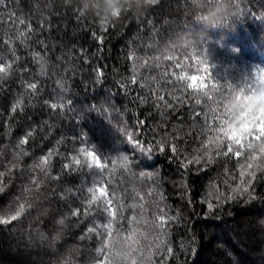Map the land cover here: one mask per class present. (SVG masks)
<instances>
[{"label":"trees","instance_id":"obj_1","mask_svg":"<svg viewBox=\"0 0 264 264\" xmlns=\"http://www.w3.org/2000/svg\"><path fill=\"white\" fill-rule=\"evenodd\" d=\"M128 4L0 5V210L26 208L0 225V264H264V0H213L208 12L200 0ZM240 96L253 98L237 107ZM125 124L180 155L124 167ZM93 150L103 178L88 168ZM206 202L219 205L209 221ZM162 216L176 220L161 227Z\"/></svg>","mask_w":264,"mask_h":264},{"label":"snow or ice","instance_id":"obj_2","mask_svg":"<svg viewBox=\"0 0 264 264\" xmlns=\"http://www.w3.org/2000/svg\"><path fill=\"white\" fill-rule=\"evenodd\" d=\"M159 3V0H147V5H155ZM4 4V0H0V5ZM213 4V0H200V12H208L210 10V8L212 7ZM229 5L230 4V0H229ZM85 8L87 7V5L84 6ZM111 9H112V14L113 15H117L118 14V8L117 5L115 4H111L110 5ZM137 4H136V0H129V4H128V8L129 9H136ZM217 15L222 16L223 12H218ZM203 18V17H201ZM21 23H23V21H21ZM98 42L102 45L103 43V38H99ZM6 71L5 67L3 64H0V72H4ZM103 75V71L101 69H97L96 70V77L97 80H99ZM30 88L35 89L36 85L35 84H31L29 85ZM228 97V96H223L222 94V103L224 104V99ZM253 97H249V96H245L243 98H241L240 96V101L237 102V107H240L241 103L245 100V99H251ZM160 100H163V97H159ZM105 101L110 103L111 102V98L110 97H105ZM68 104H71V101L68 102ZM17 107H19V102H17V104L13 105L12 111L15 112ZM49 107L51 109H56L58 107V105L56 103H52L49 105ZM59 107L63 108L64 105L61 104L59 105ZM97 111H99V109H97ZM233 115H236L235 110L233 112H231ZM142 123V122H141ZM116 130L122 134L123 138L126 141V148L128 149V151L131 153V155H125L123 157H121V160L123 161V166L130 168L132 167V161L137 160L140 157H143L144 159H148L149 157H152L154 155V151L158 150V153H165V152H171V154L173 155V157H177L180 155L179 153V149L177 148V146L175 144H172L170 141L167 140V138L162 137L160 140H156L153 139L151 142H149L147 139H140L138 136H136L134 133H130L127 131V125L125 124L122 128L121 127H117ZM27 139L28 136H25L21 143H27ZM237 143H239V140L236 141ZM229 151H231V149H229ZM262 152H264V148L261 149ZM89 156L92 157V162L88 165V168L90 170V172L93 169H98L100 170L98 173V175H100L103 178V169L105 168V165L103 163H101V159H102V153L98 152L97 150H93L91 152L88 153ZM225 155H227V153H225ZM236 156H239L240 153L237 152L235 153ZM47 157H42L41 160L44 161L46 160ZM77 163H79L77 161ZM193 163L192 160L188 161V164ZM195 163H200L199 160H196ZM68 165H65V168H67ZM181 167L186 169V165L184 163H181ZM249 167H251V165H249ZM141 175H148L147 173H141ZM243 175V173H242ZM252 179H250L247 183L249 185L252 184V181L255 179V173L251 174ZM98 184L102 183V181H98ZM99 191L100 196H105L106 195V190L104 187H99L98 189H94V188H89L88 192L92 194V199L89 201V204L95 202L98 197L95 195L96 191ZM4 189L0 188V192H3ZM241 193H247L248 197L250 200H254L256 199L255 196H253L251 194V192L249 191L248 188H242L240 189ZM206 206L208 209V212L206 214H204L203 218L206 221L212 220L215 218V212L218 210L219 205H214L213 203L210 202H206ZM108 207L107 204L105 205L104 211H107ZM4 212V215H0V225H8L10 224L12 221H16L18 220L26 211V208L23 204H20L18 200H15L12 204H10L6 209L0 210ZM69 211L71 212L72 216H79L81 214V209L80 208H76V209H69ZM85 215H87V212L84 213ZM176 217H170L168 220H165L164 217H160V224L161 227H163L165 224L169 223V222H175ZM59 223L63 224V220L59 221ZM261 225L264 226V220H262ZM94 231V229H89V232ZM191 243H195L194 238L191 240ZM184 246L181 245V252H183ZM167 251L170 255H174V249L169 246L167 247ZM197 249L196 248H191L190 250V255L194 258L195 254H196Z\"/></svg>","mask_w":264,"mask_h":264},{"label":"clouds","instance_id":"obj_3","mask_svg":"<svg viewBox=\"0 0 264 264\" xmlns=\"http://www.w3.org/2000/svg\"><path fill=\"white\" fill-rule=\"evenodd\" d=\"M147 5V0H140V5L139 7L142 8L143 6ZM217 7L219 8H224L226 9V4L225 3H221L220 5H218ZM213 11H215V9H213ZM110 12H112V9L110 10ZM204 19L206 20V22L208 23H216L217 21L213 18L212 14H208L204 17Z\"/></svg>","mask_w":264,"mask_h":264}]
</instances>
